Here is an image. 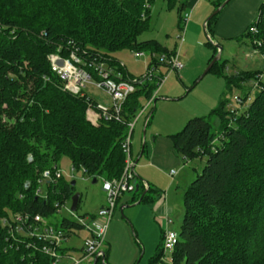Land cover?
I'll use <instances>...</instances> for the list:
<instances>
[{
	"label": "trees",
	"instance_id": "16d2710c",
	"mask_svg": "<svg viewBox=\"0 0 264 264\" xmlns=\"http://www.w3.org/2000/svg\"><path fill=\"white\" fill-rule=\"evenodd\" d=\"M154 1L0 0V264H50L41 242L34 249L30 238L12 235L1 219L18 212L48 218L57 212L56 203L71 199L74 186L65 177L43 185L45 197L35 194L39 174L56 168L62 155L69 157L73 169L83 168L93 179H118L125 163L122 143L128 123L142 99L148 100L157 87L149 82L129 94L120 120L112 114L93 124L86 110L89 105L98 110L96 101L85 92L65 90L48 55L69 58L73 52L79 66L100 80L89 64L113 69L119 64L113 55L123 49L172 53L154 39L138 40L148 28ZM167 2L172 7L174 0ZM216 18L217 13L207 20L208 31ZM244 35L251 48L264 55V1ZM207 44L212 46L209 40ZM216 52L214 48L209 62ZM223 67L218 60L209 71ZM117 70L126 77L122 66ZM259 74L260 87L241 113L225 111L227 100H221L207 117L190 118L170 135L174 151L185 160L205 159L201 172L183 190V219L171 264H264V73L225 79L228 88L242 90ZM210 117L218 119L217 130ZM26 180L31 185L24 189ZM137 185L131 192L133 201L145 202L152 189ZM54 226L64 229L66 237L80 228L67 218ZM162 256L159 246L148 264H165Z\"/></svg>",
	"mask_w": 264,
	"mask_h": 264
},
{
	"label": "rangeland",
	"instance_id": "374dc122",
	"mask_svg": "<svg viewBox=\"0 0 264 264\" xmlns=\"http://www.w3.org/2000/svg\"><path fill=\"white\" fill-rule=\"evenodd\" d=\"M179 7L180 2L178 1H175L172 7H168L167 0H155L151 5L148 28L139 34L138 40L156 39L169 50L170 48H173L174 43L178 45L175 41L177 40L176 34H178L184 27V21L179 22L178 19L177 9ZM225 7H227V3L223 9H225ZM222 11H220V13ZM213 12L214 10L207 17ZM178 24L180 27H178ZM189 30L185 36V42L180 52L182 63L186 67V73L184 75L185 84L188 82L187 80H189L188 84H191L194 79V74H197V78L205 71L209 64L208 60L214 54V47L205 44L208 40L215 47L218 45L223 48V51L221 52L217 48L216 54H220V63H223L224 67L220 70L213 69L212 71L207 72L181 100L167 102L157 100V105L155 106V110H153V116L150 118V123L144 128L145 131H143L141 126V122L143 121L141 120V122L137 123L132 134V144L135 142L137 145L139 141L138 150L141 147V141H146L149 148L151 136L153 137L154 134L160 133L162 137H165L164 135H166V133H174L181 130L187 120L193 117L192 114L207 116L211 109L216 108L219 105L221 98H226L227 100L224 110L230 111L231 107H239L234 102L233 96L239 95L243 97V94L248 93L250 97L253 98L257 93V89H252L251 87L252 82L247 83L242 90L237 87L228 88L226 85L225 76L229 77L237 71L264 70L263 55L255 51L251 46L248 47L245 45L249 43L247 38L243 39L245 44L242 45H238L236 42L234 44L230 43L229 46V44H225L222 41H219L217 44V42L213 41L211 37L206 35V31L202 24L195 32L194 36L191 37V41L188 42V37L190 35ZM176 48L178 47L176 46ZM246 53L249 55L247 58L245 57ZM156 54V57L160 56L159 53ZM115 58L121 63L122 68L124 67L123 69L132 75L130 77H140L145 74L146 68L151 61L150 58L147 57H142L140 59L135 58L134 52L129 49H123L117 52ZM118 67H120L119 64L113 68L115 73L118 72ZM176 75V72H173L171 78L165 85L172 84L170 81H173L175 85H179L178 89L183 91L182 94H184L186 90L183 89V83H180L179 81L183 74L180 71L178 77ZM123 76H125V74H123ZM83 91L93 98L99 106L104 108H109L111 106L110 96L104 90L96 88L92 83H87ZM172 93L177 94V91L175 90ZM144 102V99H142V104H144ZM153 107L154 105L152 104L151 107L148 108L147 113H149ZM243 109L244 108L242 107L239 108V113H241ZM139 113L140 110L137 112V116ZM209 120L211 121L214 130H217L219 123L218 119L210 117ZM141 136L142 139L140 141ZM174 155L180 162L179 165L173 168L177 173L176 169L183 167L185 162L181 155L177 153ZM143 160H146L144 156L137 161L135 166L136 170H140L139 167ZM204 163L205 159H194L191 164L186 165L181 172L178 171L180 174L177 178L181 179L180 182L188 184L190 180L194 179L195 176L201 172ZM56 165L59 170L62 171L68 182L75 181L74 193L80 195V200L73 215H70L69 213L71 200H66L64 206L61 207L59 212H56L47 218L49 223L54 225L60 224L63 218H67L74 222L78 216H87V214H92L98 211L100 204L99 200H101L102 194L104 193L102 190V179L99 177L96 182H93V178L84 175L81 169H73L71 161L67 155L60 156L56 161ZM156 168L161 171L160 180L161 182H166L165 187L167 188L170 182V177L167 174L171 167L167 172L161 167ZM193 168L197 170V173L192 172ZM188 179L190 180L188 181ZM186 184L175 183L170 190V194L172 195L171 199L169 198L170 194L168 198L166 197L167 202L169 201L173 207L170 217L173 222L169 227L175 231L180 230L183 219L182 191ZM157 187L158 186L154 187L153 184L151 187L152 190L148 192V196H154L155 189L166 190V188L163 189L162 187ZM131 195H133L131 192L124 193L119 200V203L116 204L117 207L114 209V215L111 221L115 225L113 227V233L109 235L111 250H109L107 261L103 263L99 260L98 264H148L149 258L157 251L159 246L162 247V221L159 219L157 209H153L151 202H143L138 205L131 204V206L127 208H121L125 204L124 199H129ZM87 221L88 219L85 218L84 222L87 223ZM74 233V235H76L81 241L88 235L83 228L76 229ZM107 234L108 228L105 236L106 238ZM72 237L73 239L75 238L73 235ZM104 245L106 247V244ZM163 259L168 260V255H163ZM57 264H71V261L69 259H62L57 262Z\"/></svg>",
	"mask_w": 264,
	"mask_h": 264
},
{
	"label": "built area",
	"instance_id": "2783aa9c",
	"mask_svg": "<svg viewBox=\"0 0 264 264\" xmlns=\"http://www.w3.org/2000/svg\"><path fill=\"white\" fill-rule=\"evenodd\" d=\"M188 14H185L183 21L186 23L188 21ZM185 26V24H184ZM255 31L254 28L250 29ZM184 34V29L177 34L176 39L179 43L182 42ZM256 43V41H254ZM255 50V49H254ZM257 51V50H255ZM258 52V51H257ZM135 57L142 58L151 56V59L155 58L154 53H145L143 51L134 52ZM264 59V55H263ZM48 60L50 63V68L55 72L64 82V89L70 91L73 94H82L87 83H92L97 88L103 89L111 98V106L109 108H104L97 104V109H94L91 105L87 107L86 113L92 114V122L98 121L100 118L103 120H109L110 117L115 115L120 120V109L121 105L126 99V97L133 93L139 86L149 82H155L157 85L156 89L152 93L151 97L148 99L147 104L154 101L157 90L159 86L164 81L163 76H159L156 73V66L148 65L145 74L140 77H122L121 74L117 73L113 75L111 69L105 67L104 64H89L93 67L95 73L100 80H94L89 74H87L80 66V59L75 53H71L69 58L62 57L59 54L52 53L48 55ZM154 62L159 64L163 63L168 73L172 71H178L183 68V63L178 59V53L173 52L170 54H161ZM113 75V78L111 76ZM117 75V76H116ZM256 80H253L251 85L252 89L259 88V82L263 79V74H259ZM252 98L248 94L245 98L239 95L233 96V100L239 107H231L230 111L239 113L238 109L245 107L247 103L250 102ZM111 109V111H109ZM135 119L128 123V130L126 138L122 143V150L125 155V163L123 171L118 179L105 180L102 181V190L105 191L107 195L106 205L99 208L97 213L92 216H78L76 221H74L79 227L85 229L89 236L83 240L82 245V256L80 258H75L72 256H67L71 261V264H79L82 260H95L97 258H104L103 246L105 242V236L109 222L114 213L117 200L126 192H132L136 189L137 180L135 177V162L131 157L130 151V139L133 130ZM217 139H214L212 144L216 143ZM32 157L28 156V161H31ZM85 174V169H81ZM175 171L171 170L169 175L174 177ZM64 177L63 173L59 168H54L52 170H44L39 174L37 178V183L39 187L37 188L35 194L40 197H45V191L43 185L47 183H56L59 179ZM31 185V181L26 180L23 183V188L27 189ZM144 189L148 188L147 184H143ZM63 204H57V212L64 206ZM75 211H71L70 215H73ZM88 219L87 223L84 220ZM163 220V240H162V252L163 255H168V260H162L165 264H171V253L178 241L177 232L170 229L169 225L172 220L165 215ZM1 224L9 228L10 233L21 234L22 236L30 238V243L33 248L36 247V242H41V250L49 256L51 259L50 264H57L64 256L62 251L63 242L66 239V231L62 228L55 227L53 224L49 223L47 218L40 216L39 214L30 213H13L6 218L1 219ZM35 249V248H34Z\"/></svg>",
	"mask_w": 264,
	"mask_h": 264
},
{
	"label": "crops",
	"instance_id": "0c3cea01",
	"mask_svg": "<svg viewBox=\"0 0 264 264\" xmlns=\"http://www.w3.org/2000/svg\"><path fill=\"white\" fill-rule=\"evenodd\" d=\"M175 1L180 2V7L177 9V15H178L179 22L183 21V17L185 14L189 15L188 21L186 23L184 22L185 26L183 27V29H184V34H183V39H182L183 41L181 43H179L177 40H175L178 43V45L174 43L173 48H170V50H169L167 47L163 46L158 40H156V39H154V40L157 41L160 45H162V47L165 50L172 52V53L177 52L178 53V59L182 62L181 57H180V52H181V49H182L183 44L185 42V36H186L188 30L190 29L189 30L190 35L188 37V42H190L191 37L194 36L195 32L200 28V26L202 24H203V27L206 31V35L211 37V39L213 41L217 42V44L219 41H222L225 44H229V46H230V43L234 44L236 42H237L236 44L242 45V44H245L244 40H243L245 38H247V41L249 42L248 37L244 34L246 33L247 27L252 23L251 22L252 19L255 16H257L259 7L264 0H229L228 1L229 3L227 2V7H225V9H223V7L226 5L225 4L217 12V18H216V21L214 22V24L212 26L211 31H208L206 28V22L210 18V16L209 17H207V16L213 10L215 11L218 8V7H216V4L221 2L222 0H174V3H175ZM220 11H222V12L220 13ZM150 12H151V6H150ZM178 27H180V25ZM176 36H177V34H176ZM238 42H242V43H238ZM205 44L208 45L207 42ZM245 45H247L249 47L250 43H247ZM176 46L178 48H176ZM208 46H211V45H208ZM212 47H214L216 50H217V48H218V50L220 48V52L223 51V48L219 47L218 45H216V47L214 45H212ZM154 54L157 55L156 53H154ZM113 56L115 58V54ZM245 57L246 58L249 57L248 53L245 54ZM135 58H137V57H135ZM147 58H150L151 61H154L158 57L155 56L154 59H151V56H147ZM137 59H140V58H137ZM210 59L211 58H209V60ZM209 60H208V62H209ZM119 65L121 66L120 62H119ZM155 70H156V73L158 75L164 77V81L159 86L154 101L148 105L147 104L148 100H144L145 101L144 104H142V106L138 109V110H140V113L138 116H137L138 110L136 111V116L134 118L135 123L133 126L132 134L134 132V129H135L137 123L141 122V120H143L141 122L142 123L141 126L143 128V131H145L144 128L150 123V118L153 116V110H155V106L157 105V103H156L157 100H162L165 102L181 100L203 78L202 77L196 83V81L198 80V78L200 76H198L196 78L197 74H194V79L192 80V83L188 84L189 80H187L188 82H186V84H185L184 75L186 73V71H185L186 67L183 65V68L178 70V73L181 71V73L183 74L182 78H180L181 80L179 79V81H180V83H183L182 84L183 89L186 90V92H184V94H182L183 91H180L178 89L179 85H175V83L173 81H170L172 84L165 85L169 81V79L171 78V75L173 72H176V74H177L176 76L178 77L177 71H172V72L168 73L167 68L163 63H161L160 65H157ZM217 70H220V69L218 68ZM111 71L114 74H117V73L121 74L120 72L115 73L113 69H111ZM256 71H264V70H256ZM256 71L241 70V71L235 72L232 75H235V74L240 75V74H243L245 72H250V73L252 72L253 73ZM123 72H124L125 76H132L130 73H128L125 70ZM133 77H135V76H133ZM175 90L177 91V94L172 93ZM225 99L226 98H224V99L221 98V100H225ZM152 104L154 105V107L151 109V111L149 113H147L146 112L148 110L147 106L151 107ZM146 107H147V110H146ZM143 109H144V111H143ZM213 109H215V108H213ZM213 109H211V110H213ZM209 113H208V115H209ZM192 115H193V117H207L208 116V115L207 116H198V114L197 115L192 114ZM86 117L91 123H93V124L98 123V121L92 122V120H91L92 114L91 113L89 115H87V113H86ZM174 133H176V132H174ZM174 133H166V135H164L165 137H162V135L160 133L154 134L153 137L151 136L149 148L147 146L146 141H141V139H142V136H141V138H140L141 147L139 148V150H138L139 141L136 145L135 142L132 144L133 141H132V139H130L131 157H132V159L134 158L133 160L135 162V166L137 164V161L142 156H144L146 158V160L142 161L141 166L139 167L140 170L134 169L136 179H137V183L140 182L141 185H142V183L147 184L150 188L152 187L153 184H154V187L158 186L157 188H160V187H162L163 189L166 188L165 187L166 182L165 181L161 182V180H160L161 171H159L158 168H156V167H161L166 172L171 167L168 174H167L170 177V175H169L170 171L171 170L174 171L173 168L175 166L179 165L180 162L176 159V157L174 155V154H176V152L173 149L172 142L170 139V135H172ZM131 138H132V136H131ZM143 138H144V132H143ZM192 161H187L184 159V162H185L184 166L180 167L179 169H176L177 173H176V175H174V177H170V182H169L166 190L163 191L161 189H157V190L155 189V191H156L155 195L154 196L153 195L148 196V200L145 201V202H151L153 209H157L159 219H160V221H162V223H161L162 224V227H161L162 228L161 229V239L162 240H163V234L162 233H163V227H164L162 219L165 217V215H167L170 218L172 211H173L172 204L169 203V201L167 202L166 197L168 198V196L170 194V190L175 183L176 184L182 183L183 185L186 184L185 182H180L181 179L177 178L180 174V173H178V171L181 172L186 167V165L191 164ZM192 170H193L192 172L197 173V170L195 168H193ZM101 179L103 181V178H101ZM189 180L190 179H188V181ZM192 180H190V182ZM188 181H187V183H188ZM162 183H163V185H162ZM188 184H186V186L183 188V190L188 186ZM103 192L104 193L102 194V198H101V200H99L100 204H99L98 209L100 207L106 205L107 195H106L104 190H103ZM182 195H183V191H182ZM121 197L117 200L116 204L119 203V200L121 199ZM171 197H172V195L170 194L169 198L171 199ZM79 199H80V195H79ZM133 199H134L133 195H131L129 199L125 198L124 199L125 204L121 208H127V207L131 206V204L138 205V204L143 203V202H139V201H133ZM121 208H120V210H121ZM96 212H94L92 214H87V216L92 217L95 215ZM113 215H114V213H113ZM113 215H112V217H113ZM82 216H84V215H82ZM111 221H112V218L110 220V224L108 225L109 227H108L107 238L105 237L106 242H104V244H106V247H105V245L103 246V249H105V250H103L104 251V259H103L104 261H107L108 256H109V250H111V242L109 239V237H110L109 235H111L113 233V227L115 225ZM76 229H78V228L72 229V231L69 234H67V237H66L65 241L63 242L62 251L64 252L63 253L64 256L61 258V260L62 259H69L67 256L80 258L83 254V252H82L83 240L81 241L76 235H74L75 234L74 231ZM87 234H88L87 235V237H88L89 233L87 232ZM72 235L75 236L74 239H73ZM79 264H94V259L93 260H82Z\"/></svg>",
	"mask_w": 264,
	"mask_h": 264
},
{
	"label": "water",
	"instance_id": "95a60500",
	"mask_svg": "<svg viewBox=\"0 0 264 264\" xmlns=\"http://www.w3.org/2000/svg\"><path fill=\"white\" fill-rule=\"evenodd\" d=\"M229 0H225L211 15L216 14L220 8H222ZM220 50V49H219ZM220 59V54H216L213 59L209 62V64L207 65L205 71L200 75V77L198 78V80L196 81V83L209 71V69L211 68V66ZM93 182H96V179H93ZM71 185L74 186L75 185V181L71 182ZM138 190V186L136 187V191ZM71 204H70V209L71 211H75L77 208V204L79 202V194L78 193H74L71 196ZM96 259L94 260V264H95Z\"/></svg>",
	"mask_w": 264,
	"mask_h": 264
},
{
	"label": "bare ground",
	"instance_id": "6f19581e",
	"mask_svg": "<svg viewBox=\"0 0 264 264\" xmlns=\"http://www.w3.org/2000/svg\"><path fill=\"white\" fill-rule=\"evenodd\" d=\"M182 41H183V40H182ZM87 61H88V60H87ZM94 61H95V60H94ZM89 62H90V61H89ZM99 62H100V61H99ZM94 63H95V62H94ZM148 105H149V104H148ZM147 107L149 108V106H147ZM147 107H146V110H147ZM144 108H145V107H144ZM146 110H145V111H146ZM138 111H139V110H138ZM143 111H144V109H143ZM147 111H148V110H147ZM147 111H146V112H147ZM131 136H132V135H131Z\"/></svg>",
	"mask_w": 264,
	"mask_h": 264
}]
</instances>
